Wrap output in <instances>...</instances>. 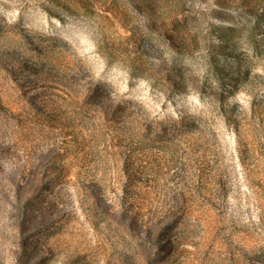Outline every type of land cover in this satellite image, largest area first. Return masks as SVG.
Wrapping results in <instances>:
<instances>
[{"label": "rangeland", "instance_id": "374dc122", "mask_svg": "<svg viewBox=\"0 0 264 264\" xmlns=\"http://www.w3.org/2000/svg\"><path fill=\"white\" fill-rule=\"evenodd\" d=\"M0 264H264V0H0Z\"/></svg>", "mask_w": 264, "mask_h": 264}]
</instances>
